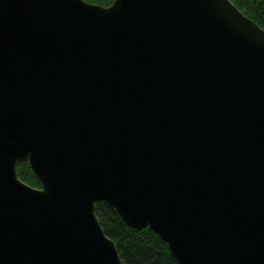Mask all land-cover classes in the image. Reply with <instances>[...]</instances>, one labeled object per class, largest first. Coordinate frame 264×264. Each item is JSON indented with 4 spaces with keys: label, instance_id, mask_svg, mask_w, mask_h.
Masks as SVG:
<instances>
[{
    "label": "water",
    "instance_id": "1",
    "mask_svg": "<svg viewBox=\"0 0 264 264\" xmlns=\"http://www.w3.org/2000/svg\"><path fill=\"white\" fill-rule=\"evenodd\" d=\"M98 202L178 264H264V29L231 0H0V264H125Z\"/></svg>",
    "mask_w": 264,
    "mask_h": 264
},
{
    "label": "trees",
    "instance_id": "2",
    "mask_svg": "<svg viewBox=\"0 0 264 264\" xmlns=\"http://www.w3.org/2000/svg\"><path fill=\"white\" fill-rule=\"evenodd\" d=\"M108 7L114 0H86ZM245 15L264 29V0H231ZM19 177L33 187L40 181L27 162L19 163ZM96 215L105 233L117 245L125 264H178L168 244L151 228L142 230L129 226L117 210L105 202L96 204Z\"/></svg>",
    "mask_w": 264,
    "mask_h": 264
},
{
    "label": "rangeland",
    "instance_id": "3",
    "mask_svg": "<svg viewBox=\"0 0 264 264\" xmlns=\"http://www.w3.org/2000/svg\"><path fill=\"white\" fill-rule=\"evenodd\" d=\"M38 188V187H37ZM40 188V187H39Z\"/></svg>",
    "mask_w": 264,
    "mask_h": 264
}]
</instances>
